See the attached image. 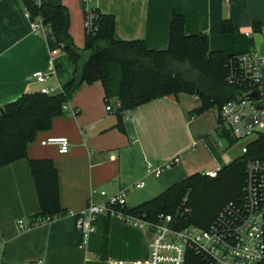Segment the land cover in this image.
I'll return each instance as SVG.
<instances>
[{
	"label": "crops",
	"instance_id": "0c3cea01",
	"mask_svg": "<svg viewBox=\"0 0 264 264\" xmlns=\"http://www.w3.org/2000/svg\"><path fill=\"white\" fill-rule=\"evenodd\" d=\"M39 2L66 6L70 17L71 8L80 5V0ZM90 6L115 17L119 40H144L152 50L168 47L171 23L178 14L185 33L205 35L211 51L264 55V0H92ZM70 33L76 44L78 33L71 27ZM84 45L85 29L83 44L76 46ZM37 71L49 75L44 86L58 93L72 80L74 66L43 26L33 30L21 0H0V108L39 92L42 85L32 80ZM201 104L197 95L187 94L154 100L129 111L121 132L117 115L106 110L103 84H83L64 114L53 120L51 130L39 132L27 148L28 159L53 161L60 205L67 214L49 225L20 231L19 220L29 222L41 212L28 159L0 169V243H5L0 264H148L150 231L99 217L96 231L83 245L75 215L87 209L90 199L102 201L100 190L110 196L128 191V207L133 210L193 174L217 172L235 160L220 140L215 141L217 110L191 116ZM52 137L67 138L69 152L42 146ZM175 157L180 163L160 177L147 173L148 165L158 168ZM140 182L145 186L133 189Z\"/></svg>",
	"mask_w": 264,
	"mask_h": 264
},
{
	"label": "trees",
	"instance_id": "16d2710c",
	"mask_svg": "<svg viewBox=\"0 0 264 264\" xmlns=\"http://www.w3.org/2000/svg\"><path fill=\"white\" fill-rule=\"evenodd\" d=\"M21 2L30 21L41 23L47 35L62 47L74 66V74L58 93H27L0 108V169L28 159V146L39 132L51 130L53 120L64 114V107L83 84H103L106 104L115 108L117 129L121 132H125L124 119L129 111L166 96L197 95L202 104L192 117L211 109L220 112L226 103L243 96V88L227 80L229 61L236 55L211 51L205 35H187L184 19L178 14L171 23L168 47L152 50L144 40H119L115 17L94 10V29L85 30V45L81 49L70 33L71 17L66 6L37 0ZM223 28L227 30L226 23ZM217 130L218 137L229 142L227 149L235 144L227 132ZM257 159L264 160V137L248 145V153L218 170L216 177L193 174L130 212L145 215L149 221L169 214L178 228L194 225L208 229L229 203L243 200L247 164ZM28 163L41 207V212L28 224L34 226L43 217L55 220L65 216L67 213L60 205L58 170L53 161L28 159ZM107 234L108 230L102 258L106 254ZM185 264L210 263L189 251Z\"/></svg>",
	"mask_w": 264,
	"mask_h": 264
},
{
	"label": "built area",
	"instance_id": "2783aa9c",
	"mask_svg": "<svg viewBox=\"0 0 264 264\" xmlns=\"http://www.w3.org/2000/svg\"><path fill=\"white\" fill-rule=\"evenodd\" d=\"M92 0H82L86 31L94 29V10ZM39 2V0H38ZM29 16V15H28ZM33 30L41 27V23L31 22ZM264 34V25H263ZM230 72L228 82L243 88V96L237 101H229L218 112L217 131L227 132L236 141H247L242 147V155L248 153V145L264 137V109L259 103L264 100V55L248 51L236 55L229 61ZM49 75L41 71L33 74L32 80L40 85L41 94H54L55 90L44 86ZM258 93L261 101L249 100L251 93ZM107 112H115L111 104L106 106ZM220 135V134H219ZM219 145L226 148L229 142L219 136ZM52 145L59 153L67 154L70 143L65 137H52L42 142V146ZM180 157H175L161 167L148 165L147 173L160 177L166 170L179 164ZM206 176L214 178L217 172H207ZM144 182L137 183L133 189H141ZM102 201L90 199L85 211L77 213L76 228L83 239V245L96 231L99 217L131 224L137 228L150 231L153 240L150 246L148 264H185L186 255L192 251L203 256L210 264H262L264 262V160L248 162L244 197L240 203H229L220 211L214 223L208 229L194 225L177 227L174 218L169 214L159 215L156 221H149L145 215L131 213L128 207V191L108 195L100 190ZM54 220L43 217L33 225L24 220L18 221L19 230H31L35 226L49 225ZM5 243H0V262L3 260ZM112 264H139L116 262Z\"/></svg>",
	"mask_w": 264,
	"mask_h": 264
},
{
	"label": "rangeland",
	"instance_id": "374dc122",
	"mask_svg": "<svg viewBox=\"0 0 264 264\" xmlns=\"http://www.w3.org/2000/svg\"><path fill=\"white\" fill-rule=\"evenodd\" d=\"M82 1L80 0V5H76L74 8H71V29H74L76 33H78V37L76 38V44H83V34H84V10ZM218 138V139H217ZM217 139V140H216ZM215 141L218 142L220 139L218 135H216ZM247 144V141H239L235 142V144L228 148L225 152L231 155L233 158L242 156V147ZM225 147V146H222ZM226 148V147H225Z\"/></svg>",
	"mask_w": 264,
	"mask_h": 264
},
{
	"label": "water",
	"instance_id": "95a60500",
	"mask_svg": "<svg viewBox=\"0 0 264 264\" xmlns=\"http://www.w3.org/2000/svg\"><path fill=\"white\" fill-rule=\"evenodd\" d=\"M246 99H249V100H255V101H261L262 100V97L258 94V93H251L249 94ZM259 107L261 109H264V100H262L260 103H259Z\"/></svg>",
	"mask_w": 264,
	"mask_h": 264
}]
</instances>
